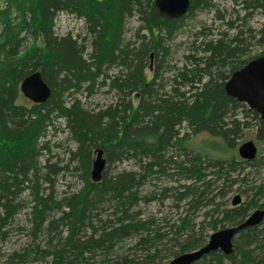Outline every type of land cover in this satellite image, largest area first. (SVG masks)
<instances>
[{
    "label": "trees",
    "instance_id": "16d2710c",
    "mask_svg": "<svg viewBox=\"0 0 264 264\" xmlns=\"http://www.w3.org/2000/svg\"><path fill=\"white\" fill-rule=\"evenodd\" d=\"M224 1L235 19L216 14L214 20L226 31L213 36L201 27L184 63L174 66L167 60L168 42L185 18L209 10L210 0H189L186 14L174 20L162 19L152 0H0V240L29 206V242L10 260L163 264L202 247L209 238L206 227L217 231L245 220L256 201L232 207L228 195L245 182L244 167L264 166V121L227 96L223 85L232 72L264 55L263 49L251 57L246 49L247 36L264 44V0ZM255 12L263 23L253 35L246 19ZM59 13L84 21L90 53L84 39L55 34ZM133 16L140 27L130 43L124 26ZM35 71L50 88L49 99L18 104L21 81ZM103 88L116 95L106 107H89L77 97L87 99ZM57 120L76 144L70 161L77 162L84 181L59 200L52 187L61 162L39 161L48 151L41 140ZM247 120L254 122L261 145L252 161L234 155L236 141L252 127ZM199 134L211 138L200 151L190 141ZM97 148L106 166L100 181L92 182L90 161ZM124 161L134 169L112 168ZM263 193L264 181L252 198ZM168 199L176 210L185 209L176 223H165L163 210L144 216L143 207L156 203L161 209ZM204 208L206 227L205 221L195 224ZM261 225L240 231L231 254L212 252L194 264H264Z\"/></svg>",
    "mask_w": 264,
    "mask_h": 264
},
{
    "label": "rangeland",
    "instance_id": "374dc122",
    "mask_svg": "<svg viewBox=\"0 0 264 264\" xmlns=\"http://www.w3.org/2000/svg\"><path fill=\"white\" fill-rule=\"evenodd\" d=\"M211 8L209 10H201L194 13V15L190 18H185L181 24L180 29L175 33L173 38L168 42V55L167 60L171 65L181 66L185 59L184 57L188 54V51L191 47V43L194 41L196 34L200 31L201 27H205L210 30V34L213 36L218 35L219 33L225 32V26L223 23L214 20V15L220 14L226 20L235 19V14L232 12V5L228 1L224 0H210ZM238 10V8H235ZM240 17L243 16V12L238 11ZM246 27L250 28L253 32V35L258 34V31L261 29L263 20L260 16L259 12H255L251 17L246 19ZM140 27V22L137 20L136 16L130 17L128 21H126L124 26V39L126 42L133 43L136 40V33ZM54 32L57 36L63 37L68 34L73 36H78L79 39H84V43L86 45L87 52L90 53V40L86 35L87 32L85 30V23L82 19H77L73 15L67 13H59L54 22ZM232 34L233 32H229ZM144 34L140 31V35ZM254 40H251L247 36V55L255 56L259 54L264 49V44L259 45ZM197 41L195 45L197 46ZM147 76L150 77L151 69L148 68L146 70ZM167 77V75H165ZM78 99L81 101H85L87 106L89 107H106L116 100V95L113 91H109L107 88L100 89L95 92L91 97L85 99L84 94L78 95ZM18 104L24 105L28 107L32 104L29 100L24 98L22 95L18 99ZM240 113V112H239ZM241 117L240 114L238 115ZM251 123L252 127L245 131L243 137L236 141L237 146L235 147L234 155L238 156L237 148L244 142L252 141L257 150L261 145L256 140V132L257 129L254 127V122L247 120ZM211 138L206 134H199L190 138L192 146L194 145L197 150H204V146L208 143L210 144ZM47 142L48 151H44L43 155L39 158L40 163L43 164L46 158H50L51 162H56L57 160L61 162L60 166L63 167V170L54 177L53 182V192L54 196L59 200L64 195L67 196L71 193H75L80 190L83 185V173L79 169L77 162L70 161V152H74L76 148L75 142L71 139L70 134L66 131L63 125L62 120L53 121L52 125L47 128L46 137L41 140V142ZM205 145H204V142ZM239 157V156H238ZM262 155L259 154L257 158H261ZM94 159L92 154L90 161V169L91 163ZM66 166V169H64ZM78 168V171L74 170V168ZM115 170H131L134 169V164L131 161H124L121 164H117L113 166ZM90 172V170H89ZM89 175V173H88ZM240 178L245 179V182L240 187V190H234L228 195V203H231L232 198L235 195H240L241 200L244 204H246L250 199H254L256 201V206H253L249 209L248 215H250L254 210L259 209L258 207L263 205L264 203V193L263 195L256 196L252 198V195L255 193L256 189L263 184L264 181V166L260 167H244V172L240 176ZM164 180V179H163ZM149 188L148 186L145 188ZM247 191V195L242 194V191ZM25 198V195L22 199ZM171 200L168 199L161 209L158 208L156 203H150L143 207L144 216L152 215L158 212L159 210H163L161 212L162 216L165 218V223L169 225L172 223H176L178 218L181 217L182 212L185 210L184 208H180L176 210L171 204ZM28 206V205H27ZM22 210L19 214H17L14 218L13 223L8 227V234L5 239L0 240V264H46L45 262L37 261L34 263H19L15 260H10L7 256L10 255L14 251H19L29 242V236L27 235L28 226L25 222L26 213L29 211L28 207ZM264 209V208H263ZM209 210V208H204L197 214V218H195V224L204 223L206 227V222L209 221L208 217H205L204 214ZM263 222V221H262ZM262 224V223H261ZM260 224V225H261ZM162 226V224H161ZM18 227H27L25 231L18 230ZM231 227L230 225H225L224 228L218 227L217 231L226 229ZM260 230L264 229V223L259 227ZM206 233L210 236L212 233L216 231H210L206 227ZM259 246H264V238L259 237ZM258 246V247H259ZM172 259H167L163 264H166Z\"/></svg>",
    "mask_w": 264,
    "mask_h": 264
},
{
    "label": "water",
    "instance_id": "95a60500",
    "mask_svg": "<svg viewBox=\"0 0 264 264\" xmlns=\"http://www.w3.org/2000/svg\"><path fill=\"white\" fill-rule=\"evenodd\" d=\"M152 1L159 16L165 20L183 17L189 6V0ZM223 89L227 96L255 111L264 121V55L249 60L240 69L232 72ZM19 91L24 98L37 105L45 103L51 94L39 71L26 76L20 83ZM237 154L244 161H252L257 156V147L252 141L244 142L237 148ZM93 156L90 180L99 182L106 161L100 148L93 151ZM230 204L232 207L241 205V196L235 195ZM263 220L264 209H256L242 223L212 233L202 247L178 255L166 264H194L212 252L229 255L233 252V240L237 234L245 228L259 226Z\"/></svg>",
    "mask_w": 264,
    "mask_h": 264
},
{
    "label": "flooded vegetation",
    "instance_id": "af4514ba",
    "mask_svg": "<svg viewBox=\"0 0 264 264\" xmlns=\"http://www.w3.org/2000/svg\"><path fill=\"white\" fill-rule=\"evenodd\" d=\"M242 201V200H241Z\"/></svg>",
    "mask_w": 264,
    "mask_h": 264
}]
</instances>
